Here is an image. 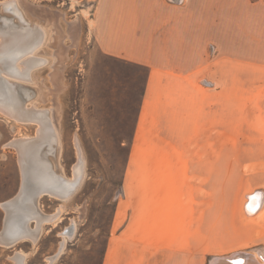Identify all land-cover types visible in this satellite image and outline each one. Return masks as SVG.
Segmentation results:
<instances>
[{
  "label": "rangeland",
  "instance_id": "obj_1",
  "mask_svg": "<svg viewBox=\"0 0 264 264\" xmlns=\"http://www.w3.org/2000/svg\"><path fill=\"white\" fill-rule=\"evenodd\" d=\"M15 1L0 8V28L25 29L20 11L38 25L37 47L16 66L38 64L30 79L8 78L50 121L40 145L55 171L75 177L79 146L84 163L68 197L38 196L46 218L37 239L0 244V264H15L18 252L24 264H220L216 257L231 255L264 264V200L249 211L253 193L264 198V19L254 16L264 9L252 5L264 0H195L205 48L188 65L200 69L188 81L169 73L180 83L166 90V119L146 122L144 132L136 126L149 68L100 44L108 7L134 0ZM162 30L159 52L180 59L171 23ZM173 69L181 72L179 62ZM38 129L0 112V234L3 204L24 182L20 153L9 143L34 141ZM36 221L28 225L38 231Z\"/></svg>",
  "mask_w": 264,
  "mask_h": 264
},
{
  "label": "bare ground",
  "instance_id": "obj_2",
  "mask_svg": "<svg viewBox=\"0 0 264 264\" xmlns=\"http://www.w3.org/2000/svg\"><path fill=\"white\" fill-rule=\"evenodd\" d=\"M16 2L17 1L15 0L8 3L5 2L0 4V8L3 7V10H8L9 5ZM17 4L19 5L18 2ZM19 14V20H22L21 23L24 25L25 23L27 24L25 25V29L22 28L20 31L17 29L18 31L11 33L0 28V36L2 37V42L0 44V112L4 113L9 118L15 119L16 121L38 122L39 129L34 141L32 140V137H24L12 140L9 143L11 146L16 147L20 153L24 182L22 190L17 197L12 198L5 203L3 202L4 208H6L8 212L5 226L0 234V244L3 245L12 244L22 238H31L33 240L37 239L38 233L36 232H39L40 224L46 218L42 217L38 211L39 209H37L38 196L45 192L46 194L50 193L63 198L68 197L77 188L82 178V166L84 163L82 160V150L78 144L80 162L75 166V177L70 180L65 179L63 175L58 174L57 170L55 171L50 159L45 158L42 154V150L44 149L43 144L41 143L42 145H40L44 136L52 130L50 121L48 119V121H46V114L40 111V109L38 110L34 107L27 106L19 94L18 87H20V83L18 84L16 82L17 79L14 81L8 78L10 76L12 78L16 77L19 79H28L30 68H32V66H37L38 64L32 61L34 64H27L29 67L26 66L25 68L18 69L16 66L18 60L31 53L34 48L37 47L36 41L39 40L37 33L39 32L40 35L38 25H35L32 21L28 20L22 11H20ZM24 63L26 62L24 61ZM262 200H264V198L261 192L252 194L249 211L251 213L257 211L262 204ZM33 219H37L36 222L38 224L36 228L38 231L31 229L28 225L29 221ZM74 230L75 227L73 226L72 228H68L67 231L63 233L65 236H71L74 233ZM21 253L18 252L13 257V259H15V264H24V255ZM250 257V255H244L242 263L257 264L255 261L248 262V258ZM217 261L220 264H242L240 261L237 262V258L232 255L226 257H216L215 262Z\"/></svg>",
  "mask_w": 264,
  "mask_h": 264
},
{
  "label": "crops",
  "instance_id": "obj_3",
  "mask_svg": "<svg viewBox=\"0 0 264 264\" xmlns=\"http://www.w3.org/2000/svg\"><path fill=\"white\" fill-rule=\"evenodd\" d=\"M167 3L169 4L157 1L150 3L148 0L114 2L111 4L114 6H109V11L102 17L103 25L100 32L102 49L106 53L122 55L128 60L149 68L146 91L140 103L136 132L147 130L143 128L145 123L159 120V116H162L163 120L166 119L164 117L165 106L169 102L164 99V96L169 95L166 90H173L180 83L169 73H179L182 79L186 78L188 81L200 69V64L190 68L188 63L190 54L198 56L199 51L205 48L202 42V40L205 41L206 25L203 6L195 0H170ZM252 5L255 9H264L261 1L252 2ZM214 11L216 7L212 9V12ZM216 15L213 14V17ZM248 16H250V10ZM254 16L257 20H263L264 11L260 13L254 11ZM166 23H171L172 34H174L169 38L170 41H180V59L176 57V54L171 53L169 57H166L159 52L158 40H160L162 28ZM193 45L194 49H192ZM178 62L181 72L173 69ZM173 101L175 100H172V104Z\"/></svg>",
  "mask_w": 264,
  "mask_h": 264
}]
</instances>
